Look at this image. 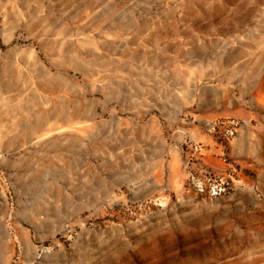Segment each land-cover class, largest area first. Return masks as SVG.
Returning <instances> with one entry per match:
<instances>
[{
    "label": "rangeland",
    "instance_id": "rangeland-1",
    "mask_svg": "<svg viewBox=\"0 0 264 264\" xmlns=\"http://www.w3.org/2000/svg\"><path fill=\"white\" fill-rule=\"evenodd\" d=\"M0 264H264V0H0Z\"/></svg>",
    "mask_w": 264,
    "mask_h": 264
},
{
    "label": "built area",
    "instance_id": "built-area-1",
    "mask_svg": "<svg viewBox=\"0 0 264 264\" xmlns=\"http://www.w3.org/2000/svg\"><path fill=\"white\" fill-rule=\"evenodd\" d=\"M192 189H195L198 193H201V194H204L207 191L204 184L202 182L197 181L196 178L194 177L191 178V182L189 185V190H192ZM217 189H218L217 186H213L211 188V190H213L212 193L217 194L218 193Z\"/></svg>",
    "mask_w": 264,
    "mask_h": 264
},
{
    "label": "bare ground",
    "instance_id": "bare-ground-1",
    "mask_svg": "<svg viewBox=\"0 0 264 264\" xmlns=\"http://www.w3.org/2000/svg\"><path fill=\"white\" fill-rule=\"evenodd\" d=\"M136 56V55H135ZM141 56V55H140Z\"/></svg>",
    "mask_w": 264,
    "mask_h": 264
}]
</instances>
